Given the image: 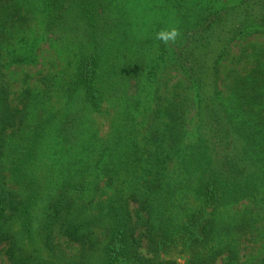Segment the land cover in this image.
<instances>
[{
	"label": "trees",
	"instance_id": "obj_1",
	"mask_svg": "<svg viewBox=\"0 0 264 264\" xmlns=\"http://www.w3.org/2000/svg\"><path fill=\"white\" fill-rule=\"evenodd\" d=\"M150 2L180 32L154 40L155 54L119 0H0V243L11 264H234L244 238L264 240V45L240 46L264 37V0ZM40 14L68 64L12 98L6 60H25L14 48ZM156 59L176 83L142 132ZM248 264H264V250Z\"/></svg>",
	"mask_w": 264,
	"mask_h": 264
},
{
	"label": "rangeland",
	"instance_id": "obj_2",
	"mask_svg": "<svg viewBox=\"0 0 264 264\" xmlns=\"http://www.w3.org/2000/svg\"><path fill=\"white\" fill-rule=\"evenodd\" d=\"M119 1L127 4L128 13L134 19V30L137 37L143 40L146 38H150L152 40V48L154 53L157 48V45L154 43V40H157L156 33L162 28L173 27V18L170 13L153 8L150 0ZM41 16L42 14L38 15V18L40 19L35 21L34 27L25 35V42L19 43L14 48L18 54L23 55L25 60L20 62H10L13 54L6 60L9 61V64H5L6 80L10 85L11 91L15 93L12 95V98H15L16 95H18V92L29 84L32 86L40 85V79L43 75L51 73L59 74L68 64V57L66 56V53H64V51L59 46L53 45L45 36ZM161 22H163L164 25L159 26ZM251 42L264 45V37H254L245 41L240 46L244 47ZM240 46L237 45L233 49V53L235 55H240L242 53L243 47L241 48ZM2 61H4V59ZM228 64L229 63H227L226 69L233 66L241 69L242 66L250 67L251 61H242L238 65L236 63ZM166 65H168V63H165L161 60H157V62L154 63L155 74L151 76V82H148L147 89L144 94V99L146 100L144 108L141 107V110L139 109L138 111V120L142 132H145L149 125L154 122L152 110L155 108L157 103V94L159 92L165 91L166 94L169 93L170 91L165 87L172 86L168 88H173L174 84L176 83L175 77L177 74L174 73V71H171V68ZM170 77L174 78L171 80ZM156 89H158V92ZM193 107L194 101L192 100L188 103V108L191 115L193 114ZM99 119L102 118L99 117ZM102 126L104 130H108L109 124L106 122V120H104ZM239 208H243V204L234 207L232 210H230V212L236 211ZM57 241H60L62 246L70 254H73L77 251V248L68 243L65 238L57 237ZM263 250L264 240H258L256 238H244L240 246L239 257L234 264H248ZM0 264H11L6 254V245L1 243ZM217 264H223V259H220Z\"/></svg>",
	"mask_w": 264,
	"mask_h": 264
},
{
	"label": "clouds",
	"instance_id": "obj_3",
	"mask_svg": "<svg viewBox=\"0 0 264 264\" xmlns=\"http://www.w3.org/2000/svg\"><path fill=\"white\" fill-rule=\"evenodd\" d=\"M180 36V32L176 27H165L156 33V39L164 44L175 42Z\"/></svg>",
	"mask_w": 264,
	"mask_h": 264
}]
</instances>
